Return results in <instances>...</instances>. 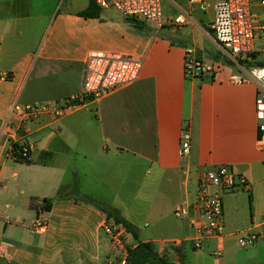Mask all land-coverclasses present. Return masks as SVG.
I'll return each mask as SVG.
<instances>
[{"label":"crops","instance_id":"1","mask_svg":"<svg viewBox=\"0 0 264 264\" xmlns=\"http://www.w3.org/2000/svg\"><path fill=\"white\" fill-rule=\"evenodd\" d=\"M54 2L0 0V75L10 77L0 81V131L14 102L61 103L81 94L85 63L93 54H123L143 60V68L133 84L62 119L45 115L30 122L27 142L34 149L28 163L0 152V264H108L112 244L103 226L114 220L109 209L136 232L128 207L143 202L146 182L159 190L160 208L174 212L192 208L201 175L223 165L244 176L250 190L223 196L224 231L199 250L222 257L218 264H264V133L258 132L256 119L258 85L251 79L230 83L242 69L215 40L213 0L206 1L205 9L213 10L207 17L193 16L192 8L188 12L172 0L180 12L163 14L165 26L159 31L140 21L138 28L131 18L96 6V17H81L89 0H66L54 16ZM181 14L191 22L178 28L173 20ZM33 35L38 36L35 42L26 39ZM189 49L199 61L220 65L219 74L214 79L187 76ZM241 62L246 71L254 65ZM184 130L192 142L190 154L182 157ZM119 173L130 180L123 199L112 201L113 176ZM48 201L50 210L45 211ZM192 219H197L195 211L181 225L162 224L163 233L181 239L141 242L136 232L137 238L127 234V244L151 243L159 253L181 256L176 264H185L186 251L195 250ZM37 220L46 226L34 228ZM247 231L257 234L258 241L244 248L238 235ZM245 249L250 250L239 259L238 250Z\"/></svg>","mask_w":264,"mask_h":264},{"label":"built area","instance_id":"2","mask_svg":"<svg viewBox=\"0 0 264 264\" xmlns=\"http://www.w3.org/2000/svg\"><path fill=\"white\" fill-rule=\"evenodd\" d=\"M91 4L102 10H114L145 24L156 31L165 26L162 11V0H89ZM207 0H188L190 4L201 5L205 9ZM214 20L211 30L216 42L222 46L230 57L242 69L241 74H233L230 83L241 85L249 79L257 82L256 119L258 132L264 133V0H213ZM259 9V13L255 11ZM176 27L187 26L191 19L181 14L173 20ZM263 57V59H260ZM250 61L254 65L244 70L241 61ZM143 60L135 59L118 53H98L89 56L85 63V79L83 91L77 96L63 100L61 103L32 102L20 104L14 102L10 114L4 124L3 134L12 145L11 155L16 159H30L34 145L27 142V125L42 116L49 115L55 119L79 110L87 102L99 100L107 94L136 82L143 68ZM221 71L220 65L199 61L192 49L185 53V73L191 78L208 76L214 79ZM9 76L0 75V81L9 80ZM192 137L184 130L180 138L179 155L190 154ZM2 163L0 162V173ZM1 185V183H0ZM249 191L247 179L237 174L230 166H219L201 175L197 184L196 202L192 208L181 206L176 208L174 215L183 220L191 211H195L197 219L191 223L195 236L191 240L192 248L199 250L210 238L221 237L224 231L223 196L238 191ZM46 226L43 220H37L34 228L41 230ZM104 231L115 248L124 250L129 233L122 223L115 220L106 222ZM241 247L249 248L256 245L258 236L251 231L238 235ZM4 243L0 241V252Z\"/></svg>","mask_w":264,"mask_h":264},{"label":"rangeland","instance_id":"3","mask_svg":"<svg viewBox=\"0 0 264 264\" xmlns=\"http://www.w3.org/2000/svg\"><path fill=\"white\" fill-rule=\"evenodd\" d=\"M36 1V0H35ZM66 0H55L54 2V16L58 14V12L62 11L64 8ZM176 2L181 8H184L186 11L190 12L191 8L193 9V16H209L210 13L213 12L212 7L206 8L205 10L202 9L198 5L189 4L188 0H173ZM172 2V0H162V11L163 14H173L177 15L180 12V8L175 5V3ZM257 3V0H253V4ZM41 6H46L45 3H43ZM40 6V7H41ZM42 8V7H41ZM52 11V9H51ZM255 11L259 13V9L255 8ZM205 17V18H206ZM43 27V23H41V28ZM46 36V35H45ZM37 35H33L31 37H27L26 39L35 42L37 39ZM206 44L208 46H212V41L209 37L206 36ZM260 59H263V57H260ZM4 126L2 127L0 131V152H4V155H10V147L12 145L11 141L4 136L3 134ZM130 174V173H129ZM128 174V175H129ZM144 176L141 175V177ZM114 188L111 193L112 201L115 200L116 197L123 199V190L126 188V183L129 184L130 178L128 177V180L126 181L124 178V174H114ZM124 178V179H123ZM142 192L143 202L139 206L132 205L131 207H128L130 209L131 214L133 215L134 219H136L137 224L136 229L138 233V239L139 241H145V240H156V239H166V238H174L178 239L181 236H170L165 233H163V230L161 229V226L165 222H169L173 224H182V221L178 219L173 212V209L166 207L160 208V194L159 190L152 189V187L147 184ZM155 190V195H153V191ZM136 192L137 190H133ZM107 192H109L107 190ZM126 200V199H125ZM128 201V200H126ZM176 210V209H175ZM168 212V214H165ZM164 216L163 220H160L159 223L156 220L157 217ZM156 221V222H155ZM174 226V225H173ZM181 239V238H180ZM112 244V243H111ZM156 244V243H155ZM176 246V245H175ZM155 252H158L155 248L153 249ZM250 249L245 250H238L237 256L238 258H242L246 252H249ZM159 253V252H158ZM186 261L185 264H218L222 261V257H219L217 255H213L212 251L209 250H187L186 251ZM160 255L164 256L168 260L172 261L173 263H176L178 261H182L181 256L175 255L171 256L167 253H159ZM144 254H142L141 250H137L136 248H131L129 245H126V249L121 250L118 248H115L112 244V252L110 253L109 263L108 264H144L146 262L145 258L143 257Z\"/></svg>","mask_w":264,"mask_h":264},{"label":"trees","instance_id":"4","mask_svg":"<svg viewBox=\"0 0 264 264\" xmlns=\"http://www.w3.org/2000/svg\"><path fill=\"white\" fill-rule=\"evenodd\" d=\"M98 15V9L96 7H94L93 4L90 5V7L88 9H86L85 11L80 13L81 17H85V18H92V17H96ZM131 22L134 23V25L138 28H141V23L137 20L134 19H130ZM16 159L19 162H25L28 163V160H23L20 157H16ZM50 202L48 201L47 204L45 205V207L43 208V210L45 211H49L50 210ZM249 204H250V208H251V204H252V197H249ZM32 207H35L32 204ZM108 215L113 218L116 222L118 223H122L126 230L129 233H132V235L137 238V234L136 232L133 230V226L128 223L126 220H124L123 218L120 217V215L114 210V209H109V211H107ZM137 250H141L142 254H144V258L146 260V262L144 264H176L173 263L172 261L168 260L167 258H165L164 256L160 255L158 252H155L153 249V245L151 243H140L137 247Z\"/></svg>","mask_w":264,"mask_h":264}]
</instances>
